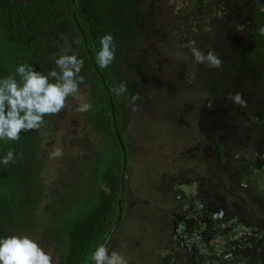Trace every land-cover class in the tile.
<instances>
[{"label": "rangeland", "instance_id": "obj_1", "mask_svg": "<svg viewBox=\"0 0 264 264\" xmlns=\"http://www.w3.org/2000/svg\"><path fill=\"white\" fill-rule=\"evenodd\" d=\"M219 1L132 0L136 28L122 62L127 90L134 88L126 93L123 208L107 245L129 264H264V64L252 67L240 53L252 19L237 23L233 11L247 4ZM222 9L227 16L216 17ZM68 34L52 30L48 49L54 67L68 46L84 60L82 99L70 98L40 132L35 227L5 236H29L54 264L62 241L50 221L89 204L112 148L91 111H76L92 104L94 79ZM189 45L213 51L221 67L197 63ZM236 93L246 106L232 101ZM56 146L64 154L51 159Z\"/></svg>", "mask_w": 264, "mask_h": 264}, {"label": "trees", "instance_id": "obj_2", "mask_svg": "<svg viewBox=\"0 0 264 264\" xmlns=\"http://www.w3.org/2000/svg\"><path fill=\"white\" fill-rule=\"evenodd\" d=\"M243 1L247 6H236L233 14L237 23L239 18L250 14L252 30L240 53L245 63L257 67L264 64V37L258 35V30L264 27V5L258 0ZM222 10L216 17L227 16V11ZM137 12L132 0H0V79L14 75L20 64H28L44 75L59 71L52 66L48 45L51 31L65 28L93 76L91 114L112 146L103 169L96 173V194L89 204H76L77 210L71 212L67 209L64 217L60 215L61 222L50 221L51 229L56 231L53 236H59L62 241L60 264H92L90 253L98 244L108 245L115 231L112 229L119 214L117 201L124 165V153L115 128L126 153L123 140L129 116L126 93H132L134 88L130 87L120 96L115 90L126 81L122 62L126 49L132 46L130 38L136 28L133 15ZM225 20L220 23H226ZM106 34L113 36L115 59L107 69H101L95 57L100 49L99 41ZM54 116H46L44 125ZM258 124L264 127L263 121ZM44 125L39 130L22 132L18 141L0 140V159L9 150L16 156L15 163L0 164V237L32 230L36 225V213L43 197V163L39 151ZM216 146L220 151L218 140ZM102 185L109 191H103Z\"/></svg>", "mask_w": 264, "mask_h": 264}, {"label": "clouds", "instance_id": "obj_3", "mask_svg": "<svg viewBox=\"0 0 264 264\" xmlns=\"http://www.w3.org/2000/svg\"><path fill=\"white\" fill-rule=\"evenodd\" d=\"M264 37V27L258 30ZM100 49L96 54V63L101 69H107L115 59L114 40L111 34L104 35L100 41ZM197 63H206L211 68L219 69L222 60L213 51L204 54L195 46L189 45ZM65 54L55 59L57 70L47 75L34 70L28 64H20L14 75L0 79V140L18 141L22 132L39 130L45 123L46 116L58 115L68 105L69 97L82 99L79 85L84 82L80 75L84 60L75 54H67L70 46L65 47ZM19 77V80L17 79ZM51 78V79H50ZM127 91V85L121 83L115 90L117 96ZM240 106H246L241 94L230 97ZM91 103H81L76 111L87 113L92 110ZM59 146L49 153L51 159L63 156ZM16 156L9 150L0 164L15 163ZM102 190L108 192L106 185ZM92 264H129L128 260L117 251H110L106 244H98L90 253ZM0 264H54L50 251H45L39 243L27 235H11L0 237Z\"/></svg>", "mask_w": 264, "mask_h": 264}, {"label": "water", "instance_id": "obj_4", "mask_svg": "<svg viewBox=\"0 0 264 264\" xmlns=\"http://www.w3.org/2000/svg\"><path fill=\"white\" fill-rule=\"evenodd\" d=\"M72 4H73V7H74V1H72ZM115 134H116V137L121 145V148L123 150V153H124V165H123V168H122V174H121V190H120V194H119V198H118V201H117V204H118V207H119V214H118V217L116 219V222L113 226V229H112V232L115 230L117 224L119 223L120 221V218H121V214H122V199H123V195H124V178H125V166H126V162H127V157H126V153H125V148H124V145H123V142L121 140V138L119 137L117 131H116V128H115ZM108 240V238L106 239V241Z\"/></svg>", "mask_w": 264, "mask_h": 264}, {"label": "flooded vegetation", "instance_id": "obj_5", "mask_svg": "<svg viewBox=\"0 0 264 264\" xmlns=\"http://www.w3.org/2000/svg\"><path fill=\"white\" fill-rule=\"evenodd\" d=\"M223 225H224V223H223Z\"/></svg>", "mask_w": 264, "mask_h": 264}]
</instances>
